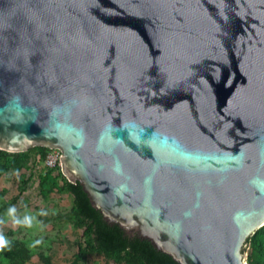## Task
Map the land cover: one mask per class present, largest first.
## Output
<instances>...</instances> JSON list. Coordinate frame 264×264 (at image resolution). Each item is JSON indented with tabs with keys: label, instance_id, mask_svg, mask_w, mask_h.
Masks as SVG:
<instances>
[{
	"label": "water",
	"instance_id": "1",
	"mask_svg": "<svg viewBox=\"0 0 264 264\" xmlns=\"http://www.w3.org/2000/svg\"><path fill=\"white\" fill-rule=\"evenodd\" d=\"M61 173L178 264L264 225V0H0V150Z\"/></svg>",
	"mask_w": 264,
	"mask_h": 264
},
{
	"label": "rangeland",
	"instance_id": "2",
	"mask_svg": "<svg viewBox=\"0 0 264 264\" xmlns=\"http://www.w3.org/2000/svg\"><path fill=\"white\" fill-rule=\"evenodd\" d=\"M59 171L47 169L38 153L0 166V216L10 205L21 213L35 214L41 209L49 213L41 218L43 231L3 228L12 250L0 254V264H121L94 254L75 258L81 229L76 225L73 196L65 190ZM38 237L45 244L30 251L28 242ZM244 264H264V225L250 236Z\"/></svg>",
	"mask_w": 264,
	"mask_h": 264
},
{
	"label": "trees",
	"instance_id": "3",
	"mask_svg": "<svg viewBox=\"0 0 264 264\" xmlns=\"http://www.w3.org/2000/svg\"><path fill=\"white\" fill-rule=\"evenodd\" d=\"M32 153H38L43 159L46 148L35 146L19 153L0 150V166L10 165ZM58 177L62 179L65 190L73 196L76 225L81 229V237L76 244L77 260L94 254L121 264H178L168 255L156 250L147 240L128 236L116 224L105 222L101 214L91 207L78 182H69L61 171L58 172ZM249 239L247 238L243 251Z\"/></svg>",
	"mask_w": 264,
	"mask_h": 264
},
{
	"label": "clouds",
	"instance_id": "4",
	"mask_svg": "<svg viewBox=\"0 0 264 264\" xmlns=\"http://www.w3.org/2000/svg\"><path fill=\"white\" fill-rule=\"evenodd\" d=\"M24 207L26 208V205ZM48 214V211L45 209H41L37 213L32 214L27 211L21 213L16 205L8 206L5 213L0 216V254L10 252L12 250L11 241L3 231V228L6 225H10L12 228L43 231L44 221L41 218L46 217ZM44 244V239L42 237H38L29 241L27 247L30 251H32Z\"/></svg>",
	"mask_w": 264,
	"mask_h": 264
},
{
	"label": "built area",
	"instance_id": "5",
	"mask_svg": "<svg viewBox=\"0 0 264 264\" xmlns=\"http://www.w3.org/2000/svg\"><path fill=\"white\" fill-rule=\"evenodd\" d=\"M46 148V153L43 158V165L50 170H60L62 168V164L60 161V156H61V149L58 147H45Z\"/></svg>",
	"mask_w": 264,
	"mask_h": 264
}]
</instances>
